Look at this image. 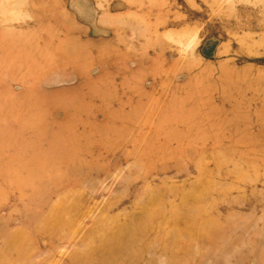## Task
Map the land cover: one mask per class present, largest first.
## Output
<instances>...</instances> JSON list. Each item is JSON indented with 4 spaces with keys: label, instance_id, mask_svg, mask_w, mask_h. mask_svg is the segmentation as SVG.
<instances>
[{
    "label": "rangeland",
    "instance_id": "rangeland-1",
    "mask_svg": "<svg viewBox=\"0 0 264 264\" xmlns=\"http://www.w3.org/2000/svg\"><path fill=\"white\" fill-rule=\"evenodd\" d=\"M0 260L264 264V0H0Z\"/></svg>",
    "mask_w": 264,
    "mask_h": 264
},
{
    "label": "bare ground",
    "instance_id": "bare-ground-1",
    "mask_svg": "<svg viewBox=\"0 0 264 264\" xmlns=\"http://www.w3.org/2000/svg\"><path fill=\"white\" fill-rule=\"evenodd\" d=\"M157 194H158V193H157ZM56 206L58 207V204H57ZM56 206H55V207H56ZM145 207H146V206H145ZM59 208H60V207H59ZM62 209H63V208H62ZM50 212H51V211H50ZM171 216H172V215H171ZM110 217H111V216H110ZM169 217H170V216H168V218H169ZM172 217H173V216H172ZM103 218H104V217H103ZM111 219H113V217H112ZM114 219H118V218L116 217V218H114ZM114 219H113V221H114ZM153 219H154V218H153ZM133 220H134V219H133ZM53 221H54V220H53ZM53 221H52V222H53ZM102 221H103V220H102ZM116 221H117V223L119 222L118 220H116ZM116 221H115V222H116ZM167 221H168V220H167ZM178 221H179V220H178ZM64 222H65V221H64ZM74 222H75V221H74ZM99 222H100V221H99ZM105 222H106V221H105ZM127 222H128V221H127ZM168 222H169V221H168ZM176 222H177V221H176ZM107 223H108V222H107ZM121 223H122V222H121ZM132 223H133V222H132ZM59 224H60V226H63V223H61L60 221H58V222L55 223V225H57V226H58ZM105 224H106V223H105ZM108 224H109V223H108ZM110 224H111V223H110ZM112 224H113V222H112ZM119 224H120V223H118L117 226H118ZM122 224H123V227H124L125 224H124V223H122ZM160 224H162V223H160ZM64 225H65V223H64ZM95 225H96V224H95ZM127 225L129 226V224H127ZM164 225H165V224H164ZM42 226H43V225H42ZM99 226H100V224H99ZM101 226H103V224H102ZM101 226H100V227H101ZM110 226H111V225H110ZM119 226H120V225H119ZM128 226H127V227H128ZM72 227H73V226H72ZM113 227H114V228H117V227H115V226H113ZM129 227H130V226H129ZM190 227H191V226H190ZM190 227H189V228H190ZM114 228H113V229H114ZM125 228H126V225H125ZM167 228H168V227H167ZM175 228H176V227H175ZM39 229H40V228H39ZM75 229H76V228H75ZM96 229H97V228H96ZM120 229H121V227L119 228V230H120ZM50 230H51V229H50ZM98 230H99V229H98ZM100 230H101V229H100ZM107 230H108V229H107ZM188 230H189V229H188ZM60 231L62 232V230L59 229L58 232H57V234H56L57 237H56L55 239H56L57 241L59 240V238H61L60 236L63 235V234H61ZM113 231H114V230H113ZM123 231H125V230H123ZM100 232H101V231H100ZM111 232H112V230H111ZM114 232H115V231H114ZM46 233H47V232H46ZM101 233H102V232H101ZM101 233H100V234H101ZM125 233H126V232H125ZM125 233H124V234H125ZM109 234H110V233H109ZM109 234H108V235H109ZM50 235H52V233H50ZM69 237H70V236H69ZM103 237H104V236H103ZM103 237H102V238H103ZM142 237H143V236H142ZM144 237H145V236H144ZM63 238H64V237H63ZM126 238H127V237H126ZM140 238H141V237H140ZM113 239H115V241H113ZM13 240H15V239H13ZM47 240H48V239H47ZM70 241H72V240H70ZM101 241H102V240H101ZM112 241H113V242H111L112 244H111L110 247H109L110 249H113V248H114L115 246H117L118 244L120 245V243L123 241V239H122L121 235H118V234H117L115 238L112 237ZM79 242H80V241H79ZM102 242H103V241H102ZM126 242H127V241H126ZM61 243H63V242H61ZM70 243H71V242H70ZM149 243H150V242H149ZM57 244H58V243H57ZM83 244H84V243H83ZM103 244H104V243H103ZM54 245H55V244H54ZM61 245H62V244H61ZM67 245H68V244H67ZM78 245H79V244H78ZM127 245H129V244H127ZM147 245H148V244H147ZM147 245H146V246H147ZM150 246H151V245H150ZM49 247H50V246H49ZM54 247H56V246H54ZM62 247H63V246H62ZM69 247H71V246H69ZM100 247H101V246H100ZM59 248H61V247H59ZM66 248H67V247H66ZM95 248H96V247H95ZM95 248H94V249H95ZM146 248H147V247H146ZM99 249H101V248H99ZM104 249H106V248L104 247ZM135 249H136V248H135ZM152 249H153V248H152ZM49 250L52 251V249H49ZM130 250H131V249H130ZM141 250H142V249H141ZM146 250H147V249H146ZM47 251H48V249H47ZM47 251L44 250V252H47ZM51 251H50V252H51ZM94 251H95V250H94ZM128 251H129V250H128ZM152 251H155V250H152ZM58 253H59V251H58ZM48 255H49V253H48ZM61 257H62V256H61ZM116 257H117V256H116ZM59 258H60V257H59ZM67 258H68V257H67ZM67 258H66V259H67ZM61 259H62V258H61ZM61 259H60V260H61ZM45 260H46V259H45ZM30 262H31V260H30ZM36 262H37V261H36ZM56 263H57V261H56ZM56 263H55V264H56ZM0 264H5V262L0 260ZM34 264H35V263H34ZM52 264H54V263H52ZM89 264H90V263H89Z\"/></svg>",
    "mask_w": 264,
    "mask_h": 264
}]
</instances>
